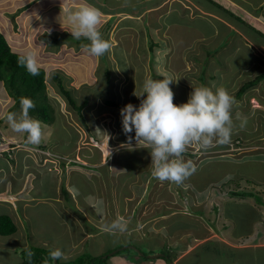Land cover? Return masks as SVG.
<instances>
[{"label":"rangeland","instance_id":"obj_1","mask_svg":"<svg viewBox=\"0 0 264 264\" xmlns=\"http://www.w3.org/2000/svg\"><path fill=\"white\" fill-rule=\"evenodd\" d=\"M154 1L118 0L116 3L115 0H108L106 12L124 11L133 17L142 12L145 15L133 23L122 15L114 25L115 28L120 22V28L113 34L107 29V25L110 28L113 23H109L110 20L104 21L100 29L102 36L113 47L104 57L97 58L84 50L83 45L88 41L72 39L71 33L65 31L68 27L71 28L69 24L65 27L63 25L64 32L58 31L60 36L55 35V38L67 36V39L71 38L67 40L71 43L60 40L58 44H54L51 40H42L40 37L47 34L49 26L44 21L40 24L43 30L41 32L37 27L29 30L19 28L20 24L35 18L37 11L50 5L55 6L48 10L47 16L59 20L66 17L67 9L75 10V7H64L65 11L62 8L61 12L63 0H0V30L6 34L12 50L21 54L29 50L37 51L40 67L46 70L48 98L54 110L53 124L42 123L45 131L43 142L39 146L28 145V155L37 162L44 157L45 162L47 159L53 161L52 165H48L47 171H57L53 173L62 181L61 185L66 190H71L68 195H63V199H67L64 200V205L63 202L49 200L55 198V183L51 181L53 178L42 177L39 185L41 176L38 175V164L31 162L28 165L26 175L29 176V184L26 185V190L33 188L29 196L46 200L12 205L6 204L5 195L0 196V216L14 217L18 220L19 227V232L15 235H0V264H38L40 260H44L45 264H90L92 257L100 252L113 263L123 260L136 263L140 261L138 251L122 248L135 246L147 256L151 252L166 254L165 246L174 251L173 246L182 245L178 242L181 237L175 234L173 239L177 242L172 239L170 246L171 243L166 239L168 231L195 229L191 232L199 234L204 227L212 232L213 238L216 233L225 238L223 226L225 222L228 226L230 224L224 219L226 209H234L232 205L223 203V200L231 198L230 195L220 194L218 191L225 187L229 190L239 189L244 184L242 181L237 185V179L256 182H246L247 186L253 188L261 189L258 185H264V68L259 72L247 73L241 81L239 79L238 83L241 85L259 76L262 81L246 91L241 98H236L240 86L236 89L232 87L236 85L235 78L238 77L239 70L251 62V51L243 49L246 56L242 54L243 61L236 67L242 58L237 61L234 51L236 45H243L244 41L236 34L232 35L233 39L229 35L230 31L229 34L223 33L222 24L210 18H186L184 24L181 21L180 26L173 25L178 23V19L183 20L180 9L171 14L169 19L161 20L162 25L153 34L156 45L154 50H150L153 41L147 33L152 34L155 30L157 16L144 10L156 5ZM71 3L76 5L74 1ZM257 3L264 4V1L257 0ZM184 5L188 7L185 3ZM100 11L103 13L102 9ZM196 13L197 11L194 12ZM248 17V14L245 15L247 20ZM214 21L215 25L212 24ZM170 23L171 27L168 26ZM199 28L200 33L205 35L220 29L221 36L199 43L198 35H195ZM20 30L21 39L17 35ZM52 32L55 33L54 30ZM228 37L230 43L223 46L221 40ZM235 38L238 43L234 41ZM59 44L60 47L57 46ZM216 45L221 52H217ZM228 61L231 62L230 67L220 65ZM107 71L110 72L109 81ZM162 73L174 80L169 86L174 93L173 103L177 106L186 103L193 88L199 86L210 87L213 91L217 87H223L237 101L232 111L235 127L231 143L216 145L207 150L198 145L190 146L184 159L192 161L196 171L180 186L154 179L151 176L150 149L148 151L141 145H136L135 139L131 142V148L128 147V138L122 130L120 110L128 103L138 107L140 99L133 95L134 91L139 94L148 78L163 79ZM55 74L64 75V84L71 90L79 105L88 101L83 115H79L70 106L57 85L53 84ZM71 75H74L75 80ZM106 100L113 101L118 106H107ZM20 111L16 98L8 93L0 81V133L19 138L26 144V137L14 133L5 119L8 112H14L18 117ZM237 114L247 118V125L243 130L239 128ZM129 135L134 137L135 132ZM0 140L2 141V135ZM7 141L8 138L5 139V144H8ZM18 144L15 142V147ZM11 159L9 154H4V159L0 158V167L6 172ZM13 170L15 169H11V174ZM10 182L12 183V179L6 181L0 191L4 192ZM13 183L17 185L16 181ZM35 188L39 190V194ZM98 200L103 201L104 211L101 215H97L93 209ZM241 202L240 199L239 203L242 204ZM247 204L255 205L253 199ZM214 205L219 207L218 211L214 210ZM246 212L248 213L247 210ZM120 218L128 225L127 231L122 234L108 233L99 228ZM239 227L236 226V230ZM230 231L229 227L225 233L229 235ZM90 234L92 236L87 239ZM125 242L128 245H124ZM198 243L197 241L196 244ZM238 244L248 247L242 242ZM194 245L190 244L189 247L194 248ZM117 246L119 248L114 249ZM109 247L112 249H108ZM185 247L181 246L182 249ZM54 249H60L64 253V257L55 262L49 259V253ZM29 251L33 253L31 260L28 258ZM201 253L203 250L196 253L195 261L198 256L201 257ZM257 256V253L250 255L243 264H264ZM170 259L174 258H168L167 261ZM187 261L195 262L192 255ZM218 262L224 260L218 259L214 264ZM91 264H100V261L95 259Z\"/></svg>","mask_w":264,"mask_h":264},{"label":"clouds","instance_id":"obj_2","mask_svg":"<svg viewBox=\"0 0 264 264\" xmlns=\"http://www.w3.org/2000/svg\"><path fill=\"white\" fill-rule=\"evenodd\" d=\"M66 12L72 39L88 41L83 45L88 54L99 58L111 52L112 43L103 38L100 30L104 14L99 8L83 4L75 10L69 8ZM18 64L25 67L31 76L40 74V62L35 50L20 55ZM162 77L163 79L148 78L139 94L134 91L133 95L140 99V104L137 107L128 103L120 110L122 130L128 138V147L131 148V142L135 139L136 145H141L148 151L150 149L151 176L154 179L180 186L196 171L193 162L184 159L190 146L198 145L207 150L216 145L231 143L235 127L232 111L237 101L223 87H217L213 91L210 87L199 86L193 88L186 103L177 106L173 103L174 93L169 86L174 80L166 73H162ZM19 103V116L8 112L6 122L14 133L26 137V145L39 146L43 142L45 131L42 122L30 115L35 102L28 97H21ZM236 120H239V128L243 130L247 125V118L237 114ZM133 131L134 137L129 135ZM0 135L4 137V134ZM8 145L11 144H6ZM0 149L7 152L4 145ZM108 153L110 156L109 147ZM93 209L97 215H101L104 211L103 201L98 200ZM127 228V222L120 218L105 225L103 231L122 234ZM32 256L33 253L29 251V260ZM63 257L64 253L60 249L49 253V259L53 262Z\"/></svg>","mask_w":264,"mask_h":264},{"label":"crops","instance_id":"obj_3","mask_svg":"<svg viewBox=\"0 0 264 264\" xmlns=\"http://www.w3.org/2000/svg\"><path fill=\"white\" fill-rule=\"evenodd\" d=\"M73 1H74V3H76V5L71 3ZM150 1H153V0H150ZM185 1H187L189 3H186ZM212 1L214 2V4L212 3ZM261 1H264V0H260V2ZM115 2L118 3V0L117 1L115 0ZM63 3H64V6L62 8L64 9V11H65V8H67L69 6L75 7L74 9H76L83 4L93 5L99 9H102V11L104 13L103 22L110 20L109 23L110 22L113 23V26L110 27V29L108 30V31L111 30L112 34L117 32V30H119L120 22L115 26V28H114V25L116 22H118L117 20H119L122 15L126 17L124 19H130L131 20L130 22H132V23L137 21L138 19L143 18V16L145 15L142 12L139 15L137 14V17H133V16L129 15L128 13L121 12V11L106 12L105 10L107 7L108 0H91L90 2H89V0H63ZM154 3L156 5H154V6L152 5L151 7L147 8L148 10L147 9L144 10V12H146V13H150V14L155 13L157 16V17H155V20H156L155 30L152 31V34L147 33V36H149V34H151L154 42H155V40H154L153 34L156 31H158L160 26L162 25L161 20L169 19V16L171 14L179 11V9L182 11L183 20L178 19L179 20L178 23H173V25L178 24L177 26H180L181 21H183L182 24H184V21H185L184 19H186V18L202 17L205 20L210 18L211 20L218 21L220 24H222L224 29H221V30H223V33L225 32V33L229 34L228 31H230L231 34H229V35L232 36L233 34H236L241 40L244 41L243 45H239V44L236 45V50L234 51V53H236V55H237V61L242 58V54L246 56V54L243 52V49H248L249 51H251L252 59H251V62L249 63L248 66L243 67L239 70L238 77L235 78L236 79V82H235L236 85H234L232 87V89H236L239 86L241 87L244 85V84L241 85V83L239 84L238 82H239V79H240V81L242 79H244V77L247 73L251 74L254 72H259L262 70V68H264V37L260 34V33H262L264 35V13H263L264 12V4L263 3H260L258 5L257 0H193V1L192 0H155ZM184 3L186 5H188V7L185 6ZM161 5H162V7H161ZM165 5H166V7L169 8V10L166 7H164ZM53 6H55V5H50L48 7H45L41 11H37V16L35 18L29 19L28 22H26V23L24 22V23L20 24L19 28L21 30L25 29V28H27L29 30L31 28L37 27V29H39L38 31L41 32L43 30H41L42 27L40 26V24L44 21L45 23H47L49 25L47 34L57 35L58 31H59V33L61 31L64 32V29H62V28L68 24L66 17L63 20H61V19L59 20V19L50 18L47 16L48 10H50V8ZM59 7H61V6H59ZM164 8H166V11ZM161 9H164V10H161ZM195 11H197L196 14H194ZM247 14L249 16L248 19L250 21L245 18V15H247ZM124 19L122 21H124ZM215 21H214V23H212L213 25L216 24ZM152 23H153V21L151 20L150 25H152ZM168 26L171 27V23ZM217 27H218V25H217ZM253 27H256L258 30L254 29ZM21 30L17 34L19 36V39H21L20 35L22 36ZM53 30L55 31V33L52 32ZM130 30H132V29H130ZM65 31H69V33H71L70 32L71 28L68 27V29ZM65 33L68 34L67 32H65ZM144 33H145V31H144ZM3 34L6 36L5 33H3ZM195 35L196 36L198 35L197 40L200 41L199 43L207 42V41H209V39H211V41H212L213 37H215V36L217 37L218 35L221 36L220 29H218L217 31L213 30V32L212 33L210 32L209 35H207V34L205 35V34L200 33V28H199L198 32L195 31ZM43 36H41L40 38H42ZM6 38H7V36H6ZM232 38L234 39L233 36H232ZM221 41H222L223 46H224V44H226L227 42H228V44L230 43V38L228 37V38L221 40ZM234 41L236 43H238L236 38ZM63 42L71 43L67 40H63ZM60 46L61 45L59 44L58 47H60ZM212 47H214V46H212ZM215 49H218L217 45L215 46ZM217 52H221L220 49H218ZM242 61H243V58L241 61L238 62V64H236V67H238L240 65V62H242ZM220 65H222V67L227 68V67L231 66V62L228 61V62H225L223 64L221 63ZM2 134H4V133H2ZM6 137L8 138V141H7L8 144H11V145L6 146V144L4 143V147L7 150V152H9L7 154L12 156V159L10 160V163H9V167H8V169L6 168L7 172H6V170H4V168L0 167V187H2L6 183V181L9 182V179H12V183L10 182L7 184V189H5L4 192L0 191V196L3 197L5 195L7 198L5 200L6 204L14 205V204L23 203V202H26V203L31 202V201L40 202L42 200H46V199H42V198L35 199L33 197H30L29 194L31 193L33 188L32 189L29 188V190H26V185L28 186V184H29V176L26 175L27 174L26 170L28 168V165L31 162H34V163H37L39 166L38 175L41 176V179L39 180V185H40V182L42 180V177L45 178L46 176L53 178V180H51V181H53L55 183V198H51L49 200H56L57 202H63V205H64V200L66 201L67 199H66V197H65V199H63V195H65V194L63 193L64 186L61 185L62 181L58 178L57 174H55V173H57V171L55 172V170H53V169H49V171H47V169L49 168L48 165H52L54 162L49 160V159H47V162L43 161V160H46L45 157L41 158L37 162L35 159L31 158L28 155V152H27V148H28L27 146L28 145L24 144V142L21 139L14 138V136H6L4 134L5 139H7ZM15 142L19 143L17 145V147L14 146ZM10 146H13V147H10ZM18 154H20V155H18ZM0 158L4 159V154L0 153ZM57 164H56V166L60 167ZM12 168H14L15 170H13V173L11 174ZM56 170H57V168H56ZM53 172H55V173H53ZM246 180L249 181V179H246ZM14 181L17 182L16 186L13 183ZM250 181H252V180H250ZM66 189L67 188H65V190ZM35 190L39 194V190L37 188H35ZM66 191L69 192L71 190L68 189ZM80 194L81 193L79 191L78 195H80ZM74 196H76V195L74 194ZM92 205H91V207H92ZM26 206H27V204L24 205V207H26ZM12 219L14 220L15 224L17 225V228H19L18 227V220H16L14 217ZM224 219L228 220L230 222L229 226L227 225L226 222H225V225L223 226L224 227L223 236H225V238L219 237L220 233L214 234V235H216V237L213 238L212 234H211L212 232H209V230L207 228H204V227L201 228L202 231H200L199 234H193L191 232V231H195V229H189V230H183V231H177V232L176 231H168L166 233V235H167L166 239L168 240L169 244L171 243L170 246H172V242L174 241L173 237L175 236V234H177L179 237L182 238V239L180 238L178 240V242L180 244H182L181 246L182 247L186 246L184 249H182L181 246L179 247V245H178V247L173 246L174 247L173 252L175 253L173 263L172 262L170 263L166 259H164V256H159V258H156V259H149V258H142L141 259L140 258V261L139 262L137 261L136 263L130 262V261H124V260L122 262L121 261H115L113 263L111 259L110 260L107 259L105 264H182V263L183 264H207V262L209 264H214V262L218 259L224 260V262H218V264H243V262L245 260L248 261V257L254 253H257V255H258L257 259L259 261L264 262V238H260L259 242H257V243H249V244H248V240H247L243 244L245 246L248 245V247H241L238 243L243 242V240H242L243 235L244 234L248 235V233L246 232V230H242V234H240V232H241V230H240L239 233L237 232L238 233L237 234L236 231H238L239 228L236 230V226H239V225L237 223H235L236 221L233 222V219L232 218L230 219L228 216L227 217L225 216ZM255 224H256L255 221H253L251 224V227L257 229L258 233L264 231L263 228L259 227V229H258V225H255ZM229 227H230L231 231L228 235L227 233H225V231L227 229H229ZM99 228L103 229L104 225H102ZM165 230L167 231V228ZM169 230H170V228H169ZM18 232H19V229H18L17 233ZM219 232H220V230H219ZM89 236H92V235L91 234L88 235L87 239H89ZM192 236H194V237L192 238ZM187 237L189 239H187ZM216 238H218V239H216ZM172 239H173V241H172ZM197 241L199 242L198 244H196ZM174 242H177V241H174ZM124 244L128 245V243H126V242ZM190 244H195L194 248H190L189 247ZM118 247L119 246L114 247V249H117ZM108 249H112V247H109ZM200 250H203V253H201V257L198 256V259L195 261V257H196L195 255ZM158 253H160V252H156V253L151 252V253H149V255H158ZM191 255L194 257V261H195V262L193 261L194 263H189L187 261ZM98 257H103V252H100L99 254L96 253L94 258H98ZM260 257H262V258H260ZM103 258L105 259L108 257H103ZM112 259H114V258H112Z\"/></svg>","mask_w":264,"mask_h":264},{"label":"trees","instance_id":"obj_4","mask_svg":"<svg viewBox=\"0 0 264 264\" xmlns=\"http://www.w3.org/2000/svg\"><path fill=\"white\" fill-rule=\"evenodd\" d=\"M212 3L214 4L213 1ZM134 17H137V15H135ZM107 29L108 30L110 29L108 28V25H107ZM260 34L264 37L262 33ZM56 36H59V34L57 33ZM149 36L153 41V37L151 36V34H149ZM41 39L51 40L54 44H58L60 40H68L71 38L67 39L66 36V38L63 37L61 39H57L55 38V34H45ZM155 45L156 43L153 41L151 43L150 50H154ZM20 55L22 54L12 50L8 42V39L0 31V81L3 82L8 93L12 97L16 98L19 108H20L19 101L21 97H28L32 99L35 102V108L30 111V115L40 120L45 125H52L54 122V116H53L54 110L48 98L46 70L41 68L40 74L38 76L29 75L25 67L20 66L18 64V58ZM71 76L74 79V75ZM109 76H110V72L107 71L106 77L108 81H109ZM53 78H54L53 84L57 85V88H59L60 90V94L68 101L70 106L74 110H76V112L79 115H83V109L88 105V101H85L84 104L82 105L81 104L79 105L77 103L71 90H69L64 84V80H65L64 75L55 74ZM215 78L216 76H214L213 79ZM201 79L202 81L204 80L203 77ZM260 81H262L260 76L253 81L249 80L247 83L241 86L240 89H238L236 93V98H241L246 93V91L252 89L258 83H260ZM105 103L107 106H116V107L118 106L117 103L110 100H106ZM0 152L1 154H7V152H3L1 149ZM191 156L196 157V155H191ZM242 181L244 185L240 186L239 189L233 190L234 188H232L229 190V188L225 187V188H221V190H219L218 192H220V194L228 193L231 197L229 199L227 198L223 200V203H228L229 205L233 206L234 210L229 211L228 209H226L225 215L226 217L228 216L230 219L232 218L233 222L236 221L235 223H237L240 226L238 231H236V233L237 232L239 233L240 230H241L240 234H242V230H246V232L248 233V235L247 234L243 235L242 243H245V241L247 240H248V244L257 243L259 242L260 238H264L263 236L264 231L258 233V230L251 227V224L253 221H255L256 223L255 225H258V229L259 227L264 229V185L263 186L258 185L261 187V189H257L256 187L253 188V186L246 185V182H251L250 180L245 181L240 179H237V185H239L238 182H242ZM227 183H228L227 185H229V182ZM251 183H255V182L252 181ZM63 193L65 195H68V192L65 190V188L63 189ZM240 199L242 200L241 202L242 204L239 203ZM250 199L254 200L255 205H253V207L247 204L248 202H250ZM218 209L219 207L217 205H214V210L218 211ZM246 210L248 211V213L246 212ZM187 225L191 227L193 226L191 224H187ZM213 226L215 225L213 224ZM17 231H18L17 225L15 224L12 217L8 215L0 216L1 236L4 237L12 236L16 234ZM165 249H166V254L164 253V259L168 260V258L175 257V253L173 252L171 247L165 246ZM126 250H131V249H126ZM145 255L147 256V254ZM138 256H140L141 259L147 258L146 256L145 257H142L141 255ZM108 258L105 259L103 257L92 258L89 263L91 264L95 259H97L98 261H100V264H105ZM168 262L173 263V260L170 259ZM38 264H45V261L40 260V263Z\"/></svg>","mask_w":264,"mask_h":264},{"label":"water","instance_id":"obj_5","mask_svg":"<svg viewBox=\"0 0 264 264\" xmlns=\"http://www.w3.org/2000/svg\"><path fill=\"white\" fill-rule=\"evenodd\" d=\"M123 250H126V249H131V250H135L136 252L138 251V253L142 256V257H145L146 255L144 253H142L141 250H138L135 246H125L122 248ZM120 251V250H119ZM116 252H114V254H116ZM159 256H164L163 254H158V255H150V256H146L147 258L149 259H156V258H159Z\"/></svg>","mask_w":264,"mask_h":264},{"label":"built area","instance_id":"obj_6","mask_svg":"<svg viewBox=\"0 0 264 264\" xmlns=\"http://www.w3.org/2000/svg\"><path fill=\"white\" fill-rule=\"evenodd\" d=\"M4 141H5V138L2 137V141L0 140V145L3 146L4 145Z\"/></svg>","mask_w":264,"mask_h":264}]
</instances>
